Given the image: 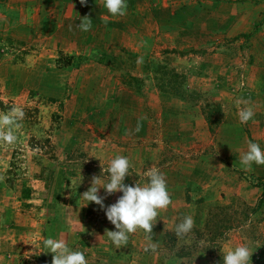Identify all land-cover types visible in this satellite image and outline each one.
<instances>
[{
    "label": "rangeland",
    "instance_id": "rangeland-1",
    "mask_svg": "<svg viewBox=\"0 0 264 264\" xmlns=\"http://www.w3.org/2000/svg\"><path fill=\"white\" fill-rule=\"evenodd\" d=\"M0 4L20 11L0 15V115L24 113L14 142L0 125V264H52L47 241L87 264H223L240 244L264 264V165L240 162L264 149V0H127L122 17L103 0ZM117 155L126 185L158 169L172 201L151 240L118 249L105 210L122 193L82 196Z\"/></svg>",
    "mask_w": 264,
    "mask_h": 264
},
{
    "label": "clouds",
    "instance_id": "clouds-1",
    "mask_svg": "<svg viewBox=\"0 0 264 264\" xmlns=\"http://www.w3.org/2000/svg\"><path fill=\"white\" fill-rule=\"evenodd\" d=\"M81 3H84V0H81ZM103 7L107 10L108 15L122 17L127 14L128 5L127 0H103ZM79 27L88 31L91 28V23H81ZM16 112V117L7 114L0 115V125L6 126L2 138L8 143L15 141L16 137L12 129L20 127L17 119L24 116L22 110H16ZM253 116L254 112L250 107L242 108L238 113L239 121L242 124H246ZM240 162L246 169H251L253 165H264V149L259 143L250 141ZM130 167V161L126 156H115L106 169L107 181H101L100 177L94 178L90 188L82 195L88 201L87 204L91 202L103 209L104 197L98 194L101 188L107 194L122 193L117 201L105 210L107 220L116 229L107 231V236L117 249L125 246L130 234L137 230H143L151 240L149 234L157 221L159 210L167 209L172 202L163 173L158 169H150L145 173L147 180L143 185L138 182L134 185H126L124 180L130 175ZM194 224V219L191 216H186L181 223L175 226L177 236L190 233ZM47 244L54 252L52 264H87L83 252L72 250L63 242L47 241ZM152 248L155 250L154 244ZM252 253L245 244L228 248L223 255V264H250Z\"/></svg>",
    "mask_w": 264,
    "mask_h": 264
},
{
    "label": "crops",
    "instance_id": "crops-1",
    "mask_svg": "<svg viewBox=\"0 0 264 264\" xmlns=\"http://www.w3.org/2000/svg\"><path fill=\"white\" fill-rule=\"evenodd\" d=\"M1 2L6 3V0H0V3ZM19 12L20 11L18 6L14 7V9H7V8H1V4H0V15H2V13L6 14L7 16L13 19L12 20L13 23H16V16L20 14Z\"/></svg>",
    "mask_w": 264,
    "mask_h": 264
}]
</instances>
